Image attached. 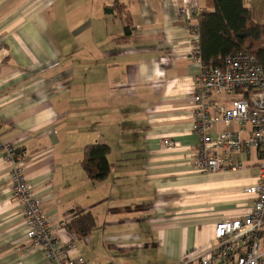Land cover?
Listing matches in <instances>:
<instances>
[{"label": "crops", "instance_id": "0c3cea01", "mask_svg": "<svg viewBox=\"0 0 264 264\" xmlns=\"http://www.w3.org/2000/svg\"><path fill=\"white\" fill-rule=\"evenodd\" d=\"M114 2L0 0V143L14 142L53 236L74 245L69 258L177 264L210 243L218 221L252 205L244 189L256 181L259 152L233 154L234 170L193 165L189 94L200 64L179 8L209 12L213 1L117 0L121 7L105 12ZM243 2L264 23V0ZM166 138L178 146L164 147ZM91 143L110 148L103 181L81 166ZM74 209L94 217L87 236L64 225ZM25 232L0 147V264H48Z\"/></svg>", "mask_w": 264, "mask_h": 264}, {"label": "built area", "instance_id": "2783aa9c", "mask_svg": "<svg viewBox=\"0 0 264 264\" xmlns=\"http://www.w3.org/2000/svg\"><path fill=\"white\" fill-rule=\"evenodd\" d=\"M179 14L191 26L190 56L200 64L195 87L189 94L192 131L199 137L194 168L202 172L234 170L239 163L233 161V154L251 149L258 150L259 161L255 183L244 189L253 198L245 214L218 221L210 243L185 254L177 264H264V72L248 50L228 54L220 65L203 64L199 25L192 23L198 20L200 9L180 6ZM219 123L223 129L213 136L212 130ZM162 143L168 148L178 146V142L167 138ZM0 147L10 166L11 196L22 207L26 238L41 247L48 264H84L81 258L68 257L74 246L71 242L61 244L53 236L42 202L23 176L14 142L2 141Z\"/></svg>", "mask_w": 264, "mask_h": 264}, {"label": "trees", "instance_id": "16d2710c", "mask_svg": "<svg viewBox=\"0 0 264 264\" xmlns=\"http://www.w3.org/2000/svg\"><path fill=\"white\" fill-rule=\"evenodd\" d=\"M213 11L201 12L198 17L199 49L203 64L220 65L225 56L240 50L252 52L264 72V49L253 50V43L264 37V23L253 20V10L244 5L243 0H212ZM115 0L104 11L119 9ZM127 34V27L125 29ZM109 146L91 143L83 149L82 169L92 181H103L110 173L108 162ZM77 213L65 223L68 231L84 237L96 228L93 215L89 211L74 209ZM73 212V210H71Z\"/></svg>", "mask_w": 264, "mask_h": 264}, {"label": "rangeland", "instance_id": "374dc122", "mask_svg": "<svg viewBox=\"0 0 264 264\" xmlns=\"http://www.w3.org/2000/svg\"><path fill=\"white\" fill-rule=\"evenodd\" d=\"M259 48L264 49V37H262L259 41L253 43V50H257Z\"/></svg>", "mask_w": 264, "mask_h": 264}]
</instances>
